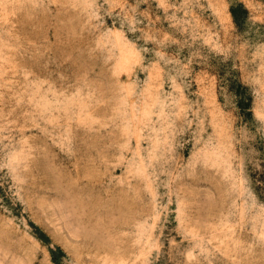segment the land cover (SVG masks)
Wrapping results in <instances>:
<instances>
[{
	"label": "rangeland",
	"instance_id": "rangeland-1",
	"mask_svg": "<svg viewBox=\"0 0 264 264\" xmlns=\"http://www.w3.org/2000/svg\"><path fill=\"white\" fill-rule=\"evenodd\" d=\"M0 264H264V0H0Z\"/></svg>",
	"mask_w": 264,
	"mask_h": 264
}]
</instances>
